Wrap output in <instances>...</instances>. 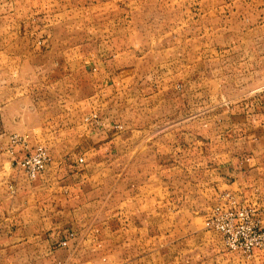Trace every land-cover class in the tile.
I'll return each instance as SVG.
<instances>
[{
	"label": "rangeland",
	"instance_id": "rangeland-1",
	"mask_svg": "<svg viewBox=\"0 0 264 264\" xmlns=\"http://www.w3.org/2000/svg\"><path fill=\"white\" fill-rule=\"evenodd\" d=\"M2 47L16 48L18 79H68L70 100L85 94L90 116L97 113L89 101L98 97V108L118 122L119 131L158 128V115L147 120L143 114L148 107L166 112V126L195 130L193 138L205 140L213 109L222 106L248 103V112L261 118L257 124L264 121V0H0ZM29 90L23 88L28 103ZM44 95L46 101L49 94ZM158 95L167 97L166 102L159 105ZM191 138L186 137L189 142ZM172 139L168 134L167 142ZM3 151L0 192L6 193L11 188V156ZM79 153L65 152L67 160ZM133 153L122 155L137 159L142 151ZM145 153L152 161L149 167H120L122 175L113 178L95 170L89 175L92 180L81 185L75 163L52 168L50 162L44 172L52 169L61 177L30 203L41 208L39 202L55 198L62 204L61 181L67 178L71 188L63 194L69 196L71 212L55 211L50 229L44 221L51 214L38 216V230L18 225L16 239L11 225L1 223L0 264H246L255 252H264L229 250L222 234L205 226L223 191L234 192L241 202L263 203L233 189L219 194L206 190V153L199 157V168L197 162L174 160L169 151ZM219 158L216 165L223 161ZM143 169L150 171V197L130 199L131 183L143 179ZM160 172L168 181L165 193L153 182ZM197 178L198 193L190 194ZM217 178L212 180L216 183ZM178 201L181 213L175 215ZM32 236L40 246H33ZM47 236L55 237L49 247L42 243Z\"/></svg>",
	"mask_w": 264,
	"mask_h": 264
},
{
	"label": "crops",
	"instance_id": "crops-1",
	"mask_svg": "<svg viewBox=\"0 0 264 264\" xmlns=\"http://www.w3.org/2000/svg\"><path fill=\"white\" fill-rule=\"evenodd\" d=\"M16 51L14 47L0 48V148L4 150L2 154H5L6 150V153L11 156V160H7L11 165L9 173L11 188L6 193L0 192V225L4 222L11 225L14 239L18 235V230L22 225L26 226V223L31 225L27 228L30 231L38 230L40 215H52L51 220L47 217L48 220L44 221L50 229L55 225L53 220L55 211L68 214L71 212L69 201L66 200L69 196L64 195L67 187L71 188L70 182L66 181L67 178L61 181L64 194L62 193V197L59 198H62V204L56 202L55 198H52V201L39 202L42 205L39 206L41 208H38V205L32 206L30 203L36 193L41 194L49 186L53 188L54 182L56 184L55 179L61 177L51 169L42 173L37 181L30 180L25 170L19 165L18 162L24 158L22 154L40 144L47 145L48 150L52 152L53 160L49 165L52 168L71 167L75 163L79 177L82 178L80 185L92 180L93 177L89 175L95 170L97 173L99 170L106 171L113 178L122 175L123 169L120 170V167H149L152 161L146 158L145 151L150 149L157 150L159 156L161 152L169 151L174 160L197 162L198 168L199 157L204 152L206 165L202 167H205L204 172L207 177L206 190L219 194L218 191L222 189H233L244 198L264 202V121L257 124L261 118L258 121L259 115L248 112L250 107L248 103L241 104V108L222 106L216 110L213 109L214 113L209 120L210 125L206 130L207 139L205 140L200 138V135L193 138V134L197 132L195 130L181 132L180 128L179 130L173 126H166V123L162 121L166 119L164 116L166 112L161 110V107L159 111L151 110L150 107L143 111L147 120L151 119L153 114L158 115L156 121L159 124L158 128L135 129L133 127L130 129L128 127L126 131H119L118 122L110 116L108 118L107 114L104 116L101 107L98 108L100 100L94 97L91 98V102L89 101V105L101 118L102 127H100L97 125L100 123V118L97 120L93 117L97 114L87 116L88 99L85 94L80 93L76 100H70L68 79L62 77L44 82L18 79ZM23 88L30 89L26 92L31 96L29 103L24 99ZM40 88H45V93L41 97ZM46 93L49 96L45 101L43 97ZM155 99L161 105L166 102L167 97L158 95ZM194 101L196 100H190L191 103ZM196 119H198L197 116ZM168 134L173 135L174 139L167 142ZM189 135H192L190 142L186 139ZM156 136L158 139L151 142L150 138H156ZM70 150L80 152V157L78 154L77 157L73 156L72 159L67 160L65 152ZM137 150L142 151L137 159L123 158V152L127 151L130 153L128 156H134L133 152ZM82 152L85 156L81 154ZM108 153L110 157L105 156ZM219 156H222L223 161L216 165V162L220 160V158L216 160ZM158 166L161 167L162 163H158ZM144 170L143 179L140 182L131 183L132 188L128 190L130 199L150 197L152 183L150 171ZM215 175L218 176L216 183L212 180ZM153 182L158 184L160 193L166 192L168 181L161 172L158 180ZM194 184L195 186L189 189L190 194L193 190L196 194L198 193L200 184L198 178ZM137 189L141 193H138L139 191L136 193ZM130 190L133 191L134 196ZM112 197L115 196L112 194ZM181 208L182 204L180 205L178 201L174 214L179 215ZM18 225L21 227L18 228ZM29 239L35 241L33 246H40L35 236ZM54 239L55 237L47 236L42 243L49 247L54 244ZM246 264H264V252L260 254L255 252L246 260Z\"/></svg>",
	"mask_w": 264,
	"mask_h": 264
},
{
	"label": "built area",
	"instance_id": "built-area-1",
	"mask_svg": "<svg viewBox=\"0 0 264 264\" xmlns=\"http://www.w3.org/2000/svg\"><path fill=\"white\" fill-rule=\"evenodd\" d=\"M51 160L46 147L39 145L18 163L33 179L44 172ZM236 197L234 192H221L220 202L207 214L205 226L220 232L229 250L250 254L264 248V202H241Z\"/></svg>",
	"mask_w": 264,
	"mask_h": 264
}]
</instances>
